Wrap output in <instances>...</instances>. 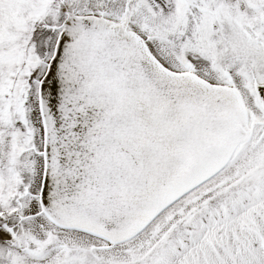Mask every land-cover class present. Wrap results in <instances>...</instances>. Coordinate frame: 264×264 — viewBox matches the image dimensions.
<instances>
[{"label": "snow or ice", "instance_id": "obj_1", "mask_svg": "<svg viewBox=\"0 0 264 264\" xmlns=\"http://www.w3.org/2000/svg\"><path fill=\"white\" fill-rule=\"evenodd\" d=\"M0 264H264V0H0Z\"/></svg>", "mask_w": 264, "mask_h": 264}]
</instances>
